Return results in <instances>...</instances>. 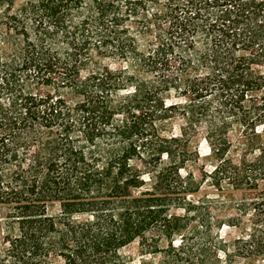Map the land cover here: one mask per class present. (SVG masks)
I'll return each mask as SVG.
<instances>
[{"label":"trees","instance_id":"16d2710c","mask_svg":"<svg viewBox=\"0 0 264 264\" xmlns=\"http://www.w3.org/2000/svg\"><path fill=\"white\" fill-rule=\"evenodd\" d=\"M236 136L264 137V0H0V264H236L201 193L264 176Z\"/></svg>","mask_w":264,"mask_h":264},{"label":"rangeland","instance_id":"374dc122","mask_svg":"<svg viewBox=\"0 0 264 264\" xmlns=\"http://www.w3.org/2000/svg\"><path fill=\"white\" fill-rule=\"evenodd\" d=\"M106 66L112 69H122L123 64L116 61H106ZM85 72L83 76L85 77ZM181 121L176 120L172 129L174 134L179 133V126ZM234 147L229 154V158L234 164L236 173L241 175L245 167L251 161L261 160V167H264V137L254 141L240 139L237 136L234 138ZM193 146L201 157V162L193 168L196 179L200 180L202 170L207 169L212 171L216 165V159L209 151V146L206 143L204 136L194 135L192 137ZM258 181L252 185L241 181V177L233 180L223 178L220 182V190L213 184V180L209 179L203 187L202 194H207L209 201L206 209L209 214L211 224H215L219 220L221 222V230L213 228V239L217 236L221 238L224 247L234 260L236 264H264V258L249 257L243 252V243L252 233L260 229L264 223V176H258ZM42 213L46 215H57L59 213V205H45L42 207ZM6 211H0V218H3ZM4 223V222H3ZM0 230L4 227L1 226ZM213 226V225H212ZM2 230L0 232V250L2 243ZM121 255L127 258L132 264L150 263L160 264V257H153L152 255L141 253L139 245L133 244L121 252ZM225 261V259L223 258ZM182 264H190L184 262Z\"/></svg>","mask_w":264,"mask_h":264}]
</instances>
